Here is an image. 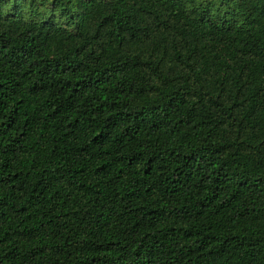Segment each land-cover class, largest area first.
Here are the masks:
<instances>
[{
    "label": "trees",
    "instance_id": "16d2710c",
    "mask_svg": "<svg viewBox=\"0 0 264 264\" xmlns=\"http://www.w3.org/2000/svg\"><path fill=\"white\" fill-rule=\"evenodd\" d=\"M0 264H264V0H0Z\"/></svg>",
    "mask_w": 264,
    "mask_h": 264
}]
</instances>
